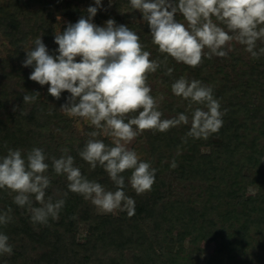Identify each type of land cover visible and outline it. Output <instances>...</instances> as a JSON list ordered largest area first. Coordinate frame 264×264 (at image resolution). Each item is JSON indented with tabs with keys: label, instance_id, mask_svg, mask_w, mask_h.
I'll list each match as a JSON object with an SVG mask.
<instances>
[{
	"label": "trees",
	"instance_id": "16d2710c",
	"mask_svg": "<svg viewBox=\"0 0 264 264\" xmlns=\"http://www.w3.org/2000/svg\"><path fill=\"white\" fill-rule=\"evenodd\" d=\"M87 8L76 0H0V39L12 54L0 59V157L9 149H19L23 156L33 148L43 149L51 179L45 199L65 200L58 220L33 225L27 206L18 207L13 202L15 193L0 189V214L11 217L7 225H0V233L8 236L13 248L12 255H0V264H198L194 256L203 240L215 244L204 264H224V257L239 255L250 237L264 246V194L244 199L249 187L258 184L249 172L264 157V55L253 59L248 53L246 59L232 50L224 58H204L196 68L170 57L165 64L164 54L152 44L147 22L135 24L133 32L143 49L151 53L150 59L161 62L147 80L161 118L181 113L191 117L198 107L190 108L188 101L172 93V83L183 77L213 89L221 111L227 110L223 126L207 140L188 138L187 143L183 138L190 125L142 133L151 167L156 169L155 183L150 192L137 195L128 184L130 171L123 173L124 191L135 200L131 217H100L89 200L67 189L64 176L53 172L52 158H59L67 148L82 175L115 190L101 167L91 170L78 155L94 129L84 126L80 136L76 126L83 119L69 117L60 109L69 93L53 98L48 85L29 80L33 68L23 66L26 52L34 48L38 37L50 55H58L54 43L58 18L74 24L88 17ZM114 8L120 15L131 9L129 0H115ZM177 20L182 22V16L177 14ZM261 47L264 44L257 43V51ZM168 68L173 70L171 75H165ZM24 95L36 98L24 103ZM97 138L111 144L102 135ZM173 160L175 169L170 166ZM187 232L191 233L188 247L183 240Z\"/></svg>",
	"mask_w": 264,
	"mask_h": 264
},
{
	"label": "clouds",
	"instance_id": "9594fccd",
	"mask_svg": "<svg viewBox=\"0 0 264 264\" xmlns=\"http://www.w3.org/2000/svg\"><path fill=\"white\" fill-rule=\"evenodd\" d=\"M94 3L86 9L87 19L81 17L55 35L58 55H50L38 37L34 48L26 52L23 66L33 68L29 80L48 85V94L53 98L58 100L62 92L69 93L60 109L69 117L86 120L94 129L78 155L91 170L101 167L115 190H106L101 183L82 175L67 148L59 158H52L53 172L64 176L67 189L89 200L101 214L120 211L131 217L135 200L124 191L123 173L130 171L128 184L142 195L151 191L156 169L127 145L145 131L164 133L181 125H190L184 143L188 138L207 140L223 126L227 110L221 111L210 86L181 77L172 83V93L188 101L190 108L198 107L191 117L181 113L162 119L158 101L147 84L148 75L155 73L161 62L150 59L151 53L143 49L139 35L128 26L117 25L113 19L104 26L94 24L92 18L101 0ZM129 4L147 22L152 44L164 54L165 64L170 57L196 68L204 58L227 57L233 42L244 46L253 59L264 55V47L257 51V42H264V0H129ZM177 14L183 23L178 22ZM172 71L168 68L165 75ZM35 98L24 95L23 102L31 103ZM101 133L111 138L110 145L97 138ZM46 159L41 148L31 149L26 156L19 149H9L0 157V189L15 193L13 202L18 207L27 206L33 225L46 226L50 218L58 220L65 204L63 198L54 202L52 197L45 199L51 186ZM170 166L175 169L177 162L173 160ZM34 202L39 206L34 207ZM10 219L7 213L0 214V225H7ZM8 239L0 233V255H12Z\"/></svg>",
	"mask_w": 264,
	"mask_h": 264
},
{
	"label": "rangeland",
	"instance_id": "374dc122",
	"mask_svg": "<svg viewBox=\"0 0 264 264\" xmlns=\"http://www.w3.org/2000/svg\"><path fill=\"white\" fill-rule=\"evenodd\" d=\"M72 1V0H68ZM79 3H83L84 6H95L94 0H76ZM115 0H101V7L98 8L96 15L92 18V22L96 24L95 21H98L99 26H104L105 22L108 19H113L118 25H126L130 30L133 31V26L138 23H142V14L137 10L126 9L122 15L114 8ZM87 19V17H84ZM80 19V18H79ZM78 19V20H79ZM97 19V20H96ZM184 21L182 20V23ZM68 24V21L63 18H58L57 20V33L59 34L60 29ZM257 43L264 44V42L258 41ZM233 52L238 51L240 55L245 57L246 59L249 57L248 52L245 51L244 46L239 45L235 42L231 45ZM231 50V51H232ZM229 51V52H231ZM11 51L9 50L8 45L0 39V59L10 58ZM79 60V58H77ZM84 126L91 127L89 122L83 119V123L77 122L76 130L78 134L81 136L83 132ZM101 135L108 140L111 141L110 137ZM130 150H134L137 152L140 159L144 162L150 163L149 152L147 149V145L145 142V138L143 134L138 135L130 144L127 145ZM203 152H207L206 149H203ZM151 165V163H150ZM249 176L252 179H256L258 184L250 186L248 191H246L244 195V199L251 201L258 194H264V157L261 159L260 164L257 168L249 172ZM262 191V192H261ZM97 209V208H96ZM100 217L104 216H115V217H125L127 216V212H114L110 214H101L97 210ZM231 237V233L228 230L227 232ZM191 238V233L187 232L183 235L184 245L186 247L189 246V241ZM244 250L237 256H226L224 257V264H264V246L258 243L255 238H248L244 243ZM215 249V244L213 242L203 240L200 244V248L196 251L194 256L195 262L198 264H204L213 254Z\"/></svg>",
	"mask_w": 264,
	"mask_h": 264
}]
</instances>
